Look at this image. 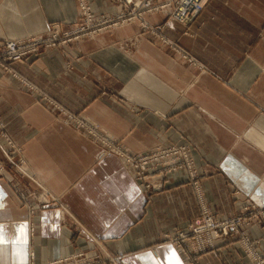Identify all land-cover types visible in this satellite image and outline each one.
<instances>
[{
  "label": "crops",
  "instance_id": "1",
  "mask_svg": "<svg viewBox=\"0 0 264 264\" xmlns=\"http://www.w3.org/2000/svg\"><path fill=\"white\" fill-rule=\"evenodd\" d=\"M122 1L86 0L95 18ZM175 8L0 66V264L78 252L167 264L169 249L182 264H256L235 233L192 263L172 239L205 209L225 219L264 205V0H207L185 21ZM79 22V0H0V50ZM69 115L135 154L189 145L195 177L173 170L147 190ZM244 229L264 253V226Z\"/></svg>",
  "mask_w": 264,
  "mask_h": 264
},
{
  "label": "built area",
  "instance_id": "2",
  "mask_svg": "<svg viewBox=\"0 0 264 264\" xmlns=\"http://www.w3.org/2000/svg\"><path fill=\"white\" fill-rule=\"evenodd\" d=\"M207 0H171L158 3V0H123L122 8L114 16L95 18L86 0H79L81 22L69 29H62L59 24H54L48 31L22 39H5L0 50V66L10 71L9 64L21 62L33 54L39 53L43 48H56L78 41L84 37H93L103 30L132 22L143 20L145 13H152L175 5L174 17L185 21L196 15ZM187 57V56H186ZM15 75V73H14ZM32 88V85L24 81ZM69 118L80 127L87 129L93 138L103 145L102 154L117 153L135 172V176L145 185L147 190L157 191L162 187V177L173 170L186 168L195 177L194 160L189 145L174 144L160 146L156 149L135 154L117 141L97 131L88 121L76 115ZM2 125V123H1ZM10 142V140H9ZM12 164L17 163L8 156ZM23 173L24 170H22ZM161 178V179H160ZM195 184H197L195 182ZM26 196V195H25ZM47 194H43L40 204L46 206L50 203ZM31 213L34 207L30 203ZM253 222H260L264 226V205L250 204L244 207L237 216L219 219L208 210L186 230L173 237L181 252L189 263L195 260L196 255L207 252L216 246L218 239L228 238L233 233L238 234L241 244L256 264H264V253L258 248L259 240H254L244 227ZM36 227L30 224V234L34 236ZM35 254L31 253V263H34ZM106 260L100 257H88L84 252H78L59 259L52 260L49 264H105Z\"/></svg>",
  "mask_w": 264,
  "mask_h": 264
},
{
  "label": "snow or ice",
  "instance_id": "3",
  "mask_svg": "<svg viewBox=\"0 0 264 264\" xmlns=\"http://www.w3.org/2000/svg\"><path fill=\"white\" fill-rule=\"evenodd\" d=\"M7 242L8 241H6L4 237V231L2 228H0V245L6 244ZM167 255H168L167 264H182L178 255L175 253L174 249H169Z\"/></svg>",
  "mask_w": 264,
  "mask_h": 264
}]
</instances>
